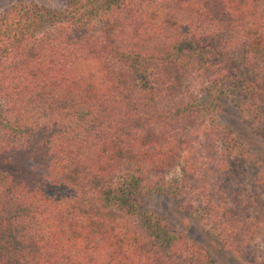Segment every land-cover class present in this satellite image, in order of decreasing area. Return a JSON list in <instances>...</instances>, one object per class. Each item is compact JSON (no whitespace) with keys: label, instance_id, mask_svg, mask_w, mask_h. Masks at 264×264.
I'll return each instance as SVG.
<instances>
[{"label":"trees","instance_id":"1","mask_svg":"<svg viewBox=\"0 0 264 264\" xmlns=\"http://www.w3.org/2000/svg\"><path fill=\"white\" fill-rule=\"evenodd\" d=\"M264 0L17 1L0 13V264H212L142 205L170 199L264 264ZM261 239V240H262Z\"/></svg>","mask_w":264,"mask_h":264},{"label":"rangeland","instance_id":"2","mask_svg":"<svg viewBox=\"0 0 264 264\" xmlns=\"http://www.w3.org/2000/svg\"><path fill=\"white\" fill-rule=\"evenodd\" d=\"M20 0H0V13ZM23 2L36 3L49 9H61L66 0H21ZM216 122L223 126L230 134L235 136L243 145L249 160L258 169L259 176L264 178V142L254 136L242 123V120L234 106L223 98H216ZM142 205L153 211L162 221L176 232L182 233L191 241L197 250L212 264H239L231 262L227 255L217 246L209 232L191 217L180 213L173 202L161 196H145L141 199ZM264 224V220H263ZM259 239L257 248H264L263 239Z\"/></svg>","mask_w":264,"mask_h":264}]
</instances>
